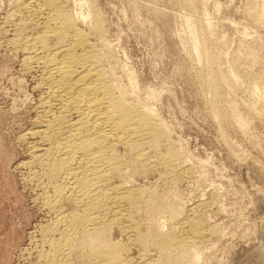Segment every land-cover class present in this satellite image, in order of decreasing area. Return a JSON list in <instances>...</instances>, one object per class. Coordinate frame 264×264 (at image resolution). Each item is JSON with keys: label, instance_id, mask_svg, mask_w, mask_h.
Here are the masks:
<instances>
[{"label": "bare ground", "instance_id": "6f19581e", "mask_svg": "<svg viewBox=\"0 0 264 264\" xmlns=\"http://www.w3.org/2000/svg\"><path fill=\"white\" fill-rule=\"evenodd\" d=\"M211 1L178 0L186 11L177 15L185 30L183 41L201 64L197 76L211 95L209 105L217 118L222 89L243 90L251 101L248 109L263 114L264 67L250 86H243L242 63L230 64L226 52L218 50L226 41L215 33L209 17L206 7ZM211 3L220 10L217 0ZM258 3L249 16L264 28V0ZM22 5L15 9L28 16L14 24L15 34L7 42L23 54L24 71L38 73L43 91L35 107V128L19 137L29 140L32 155L23 166L41 191L43 208L53 216L42 224L41 239L34 234L37 263L200 264L205 245L219 233L205 226L206 204L197 200L182 207L172 188L161 193L134 180L158 165L165 168L166 180L193 172L182 168L183 147L171 139L157 110L133 97L138 91L133 74L131 90L117 76L114 47L106 39L95 0H35L34 6ZM152 11L163 20L169 14L158 7ZM243 43L251 47L245 38ZM154 97L152 92L149 98ZM229 106L246 132L249 119L236 111V99ZM142 210L149 214L146 231L140 216L136 218ZM152 247L160 252L157 258H150ZM135 250L137 259L132 256Z\"/></svg>", "mask_w": 264, "mask_h": 264}, {"label": "rangeland", "instance_id": "374dc122", "mask_svg": "<svg viewBox=\"0 0 264 264\" xmlns=\"http://www.w3.org/2000/svg\"><path fill=\"white\" fill-rule=\"evenodd\" d=\"M20 1L22 7L35 4V0H18L20 6ZM217 1L219 11L211 2L206 9L215 33L226 41L218 50L226 52L230 64L242 63L241 82L250 86L264 67V28L249 16V10L260 2ZM95 3L104 19L106 39L114 47L117 76L131 90L129 74H133L138 85L137 92L131 91L133 97L157 110L171 139L183 147L182 168L191 167L193 172L181 173L175 182L166 180L165 168L158 165L137 175V185L153 186L161 193L172 188L174 200L182 207L197 200L206 204L205 226H214L219 233L205 245L200 264H264V112L248 109L251 101L243 90L224 88L222 111L215 117L209 105L211 95L197 76L201 68L197 54L183 41L185 30L177 15L186 10L178 0ZM19 5L17 0H0V264H38L35 236L41 239L42 224L53 218L38 199L41 191L28 179L29 169L23 166L32 155L29 140L19 137L35 128V107L43 91L38 87V73H26L23 54L7 42L15 34L14 24L28 16L15 9ZM154 7L169 13L167 19L152 11ZM79 26L90 32L86 24L80 22ZM29 27L31 30L33 25ZM243 38L251 47L244 45ZM152 92L155 97L150 99ZM232 98L236 111L249 119L246 132L232 118ZM148 217L144 210L136 214L144 222V231ZM153 249L159 251L152 247L150 258H157L160 252L154 254ZM136 251L132 253L135 259Z\"/></svg>", "mask_w": 264, "mask_h": 264}]
</instances>
